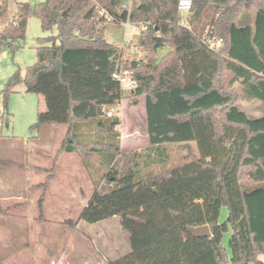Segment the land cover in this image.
Instances as JSON below:
<instances>
[{
    "label": "trees",
    "instance_id": "trees-1",
    "mask_svg": "<svg viewBox=\"0 0 264 264\" xmlns=\"http://www.w3.org/2000/svg\"><path fill=\"white\" fill-rule=\"evenodd\" d=\"M179 1L19 2L12 20L0 28V54L23 47L30 14L40 18L45 31L57 29L39 37L37 61L24 77L26 91L45 101L32 128L69 126L51 173L37 186L34 211L42 222L45 192L58 177L56 161L77 151L91 167L97 165L95 178L103 172L81 220L93 224L118 216L130 247L109 258L110 264H264L259 259L264 253V0H192L184 20ZM245 3L256 7L254 21L238 25ZM8 8L2 0L0 18ZM110 22L141 26L136 45L146 59L134 64L122 46L106 39ZM210 38L223 43L211 48ZM164 47L167 53L157 58ZM121 69L131 70L137 81L130 94L137 101L145 97L149 149L177 144L189 151L188 161L144 174L150 153L122 151L121 119L107 115L124 99L114 77ZM20 79L16 71L5 84L0 119ZM239 96L261 101L262 115L243 111ZM0 164L25 167L2 159ZM19 206L0 201V214ZM223 206L228 216L220 222ZM204 224L211 235L189 231ZM63 225L70 236L82 230L77 219ZM230 229L227 248L223 236ZM37 233L41 242L42 228Z\"/></svg>",
    "mask_w": 264,
    "mask_h": 264
},
{
    "label": "rangeland",
    "instance_id": "rangeland-1",
    "mask_svg": "<svg viewBox=\"0 0 264 264\" xmlns=\"http://www.w3.org/2000/svg\"><path fill=\"white\" fill-rule=\"evenodd\" d=\"M7 1L9 3L8 14L6 18H0V28L12 20L14 14L18 11L19 2H28L33 6L43 0ZM138 1L139 0H132L130 5H133ZM1 2L2 0H0V3ZM255 12V6L245 3L241 12L236 18V23L238 25H245L249 23L252 24L254 21ZM186 15V13L182 14L183 20L186 18ZM140 30V25L137 26L132 23L127 25L126 23L110 22L106 27L105 35L109 42L119 44L123 47L127 59H134V62L139 63L141 60L146 59V51L136 45V38ZM52 33L56 34L57 29L55 28L53 32L45 31L42 27L40 18L34 14H30L28 18L26 36L23 41V47L15 51L3 50L0 54V112L2 110V96L5 84L16 71H20L21 73V79L13 87L12 93L10 95L8 112L3 116V118L0 119V135H15L20 138H28L29 136H35L38 134V131L32 128V126L37 121L38 112L45 108V101L43 96L26 91L24 77L27 69L37 61V47L39 45V37ZM168 49V47H164L163 49L158 50L157 58L160 59L162 56H164ZM234 89L237 93L241 94V86L238 83L234 85ZM136 101L137 98L124 89V99L118 107L114 108V114H117L121 119L119 130L121 135L120 139L122 151H142L145 153H150V157L146 158L147 161L143 170L144 174L149 172L156 173L162 169L171 168L175 165H180L183 162L188 161V158L185 156L189 154V151L181 149L177 144H165L158 150L160 153L156 152L155 149H149L145 97L138 99L137 102ZM237 104L250 116L260 117L262 115V103L259 100H245L242 98V96H239L237 99ZM48 136L49 132L46 131L45 137ZM65 138L62 142L61 148L63 147ZM60 144L61 140H58L57 147H59ZM192 147V153H198L196 144L192 145ZM61 148L57 150L51 168L49 170L46 169L44 172L46 174L45 177L51 173L57 154ZM54 150L55 148L49 150L47 158H43L39 155H35V158L39 161L48 163L49 158L52 156ZM70 152H75L77 157L71 158L69 162L66 163V165L62 164L61 156L67 152L61 154L56 161V171L58 177L52 182L50 187L45 192V197L47 196L46 219L45 214L43 213L42 222H39V226H34L37 229L32 231L33 234L36 235L37 230L42 228L44 225L46 239L52 246L56 245L54 228L57 225H60L62 220L66 217L79 216L82 208L88 203L86 198H82L77 195L76 183L73 181L59 179L61 177L60 175L64 174L68 178L76 180L82 195L93 194V192L96 190V180H100V182H98V186L102 183V179H96L98 178L99 174L102 175V170H99L100 173H98L96 178L94 177L93 170L97 168V165L94 167L93 164V167H91L77 151ZM154 158L156 161L153 160ZM253 185L259 186L262 184L254 183ZM3 203L20 204V206L14 209L9 215L28 213L29 211V209H27V200L18 203ZM9 215L0 214L3 220L2 222H4V224H2V222L0 223V235L7 233L9 224L17 223L18 219L7 218ZM227 216L228 208L227 206H223L219 221H225ZM27 227V234H29L28 222ZM83 227L90 231V233L95 238V241L100 244V246L110 255H121L127 253L130 250V247L124 240V235L121 232V226L117 218H111L93 224L88 223V225H83ZM44 228H42V230H44ZM56 229V232H63L66 230L64 225H62V227H57ZM231 233L232 230L230 229L223 236V245H225L227 248ZM1 239H3V237H0V240ZM5 242H8V240L6 239ZM20 247L22 249H27V242L22 244ZM28 248H30L29 244ZM47 252H49V250H47ZM259 259L264 261V253L259 255ZM104 263L105 260L103 256L87 241L80 239L74 240L72 242L69 254L61 262V264ZM250 264L257 263L251 262Z\"/></svg>",
    "mask_w": 264,
    "mask_h": 264
},
{
    "label": "crops",
    "instance_id": "crops-1",
    "mask_svg": "<svg viewBox=\"0 0 264 264\" xmlns=\"http://www.w3.org/2000/svg\"><path fill=\"white\" fill-rule=\"evenodd\" d=\"M68 130L69 126L66 124H55L41 127L37 135H32L28 138H20L15 135H0V159L25 165V167L21 168L18 166H4L0 164V201L18 203L27 200V209H29L28 213L13 214L7 217L16 218L18 220L17 223L8 225L9 229L7 233L0 235V237H3V239L0 240V264H61L69 254L72 242L77 239L87 241L91 244L92 247L103 256L105 260L104 264H110L109 258H116L123 255H110L107 253L100 244L95 241L90 231L83 227V225H88V223L83 222L81 217L93 194L82 195L77 181L68 178L64 174H61L59 179L75 182L77 195L86 198L88 200L87 205L79 216L66 217L62 220L60 225L54 228L56 237L55 246H52L47 241L44 225L42 227L44 230L41 242L36 241L38 233L35 235L32 232L37 229L34 226H39L40 222V216L33 210L36 205L38 194L40 193V189L37 188V186L43 181L46 175L44 173L46 169L49 170L51 168L55 154L57 150L61 148ZM46 131L49 132L48 137H45ZM58 140H61L59 147H57ZM54 148L55 150L49 158L48 163L39 161L35 158V155L47 158L49 150ZM76 157L75 152H67L61 156L62 164L66 165L71 158ZM33 166L37 167L39 170H33ZM46 202L47 196L44 201L45 219ZM68 218L79 220V225L82 230L72 236H70L66 230L63 232H56V228L62 227L63 222ZM113 218H117L119 222L118 216ZM2 221V217L0 216V223ZM27 222L29 223V234H27ZM2 224H4V222H2ZM6 239L8 242H5ZM26 242L29 244L30 248L27 247V249H22L20 246ZM47 250H49V252H47ZM33 252H35L36 260H33Z\"/></svg>",
    "mask_w": 264,
    "mask_h": 264
},
{
    "label": "built area",
    "instance_id": "built-area-1",
    "mask_svg": "<svg viewBox=\"0 0 264 264\" xmlns=\"http://www.w3.org/2000/svg\"><path fill=\"white\" fill-rule=\"evenodd\" d=\"M192 7V0H180L178 9L181 14L188 13ZM103 13V12H101ZM129 25V22H126ZM208 45L211 48L217 49L222 43L223 40L221 38H210L206 40ZM114 77L118 79L122 85L123 90L126 89L128 92L134 90L137 86V81L133 76V73L129 69H121L114 73ZM114 108H111L108 112V116H112L114 114Z\"/></svg>",
    "mask_w": 264,
    "mask_h": 264
},
{
    "label": "water",
    "instance_id": "water-1",
    "mask_svg": "<svg viewBox=\"0 0 264 264\" xmlns=\"http://www.w3.org/2000/svg\"><path fill=\"white\" fill-rule=\"evenodd\" d=\"M136 64V62H134ZM189 231L196 236H209L211 235V228L208 224L200 225V226H191L189 227Z\"/></svg>",
    "mask_w": 264,
    "mask_h": 264
}]
</instances>
